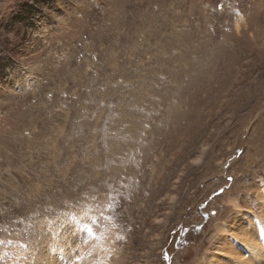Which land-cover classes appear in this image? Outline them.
<instances>
[{
	"label": "rangeland",
	"instance_id": "obj_1",
	"mask_svg": "<svg viewBox=\"0 0 264 264\" xmlns=\"http://www.w3.org/2000/svg\"><path fill=\"white\" fill-rule=\"evenodd\" d=\"M262 212L264 0H0V264H199Z\"/></svg>",
	"mask_w": 264,
	"mask_h": 264
},
{
	"label": "bare ground",
	"instance_id": "obj_2",
	"mask_svg": "<svg viewBox=\"0 0 264 264\" xmlns=\"http://www.w3.org/2000/svg\"><path fill=\"white\" fill-rule=\"evenodd\" d=\"M227 203L232 208H235V210H238V213L241 211L242 207H241L240 203L236 202L232 197H230L227 200ZM238 213L235 214L234 216H232V217H235L236 221L239 219L238 216H237ZM258 219L256 221H254V222H252L251 220L237 221L238 223H240L239 225H235V223H232L235 220L234 221L229 220L228 224H226V223L224 224V222L221 221V220L216 222L214 224V231L216 233L211 234L209 236V239H210V242H211V249H208L205 253L201 254L199 256V258H197V261L199 262V264H264V226L258 221ZM57 222H54V224H58L59 223V222L58 223ZM69 223L72 226L71 232L72 231L75 232V231H79V230H84L85 229V226L83 224L79 225L78 219L75 220V222H74V220L73 221H69ZM54 226H55L54 229H52L50 231V233H49L50 236L52 235L51 238L53 239L52 240V243H53L52 246H53V248L54 247L55 248H61L63 246L62 243H64V242L61 243L62 239L58 238L56 236V234L54 233V232H56V228H58V225L57 226L54 225ZM228 226H230V228L235 229V231H233V229H232V231H230L231 229ZM77 227H78V230H77ZM38 228H39V226H38ZM47 231H49V230H47ZM71 232H70V234H71ZM53 233L55 235H53ZM227 234H231L232 235V239H229L226 236ZM67 235H69V234H67ZM85 235H87V234H85ZM86 237H87V240L90 238L88 235ZM78 238H80V240H79V243H80V241H82V238L80 236H78ZM109 240H111V239H109ZM76 244H74V245H76ZM29 247H30V244H29ZM17 248H23V250L19 253V251L18 252L15 251V249H17ZM112 248H109V249L112 250ZM15 249L12 251V254L18 255V256L14 257L12 259V260L15 261V263L13 262L14 264H66L65 260L69 259L67 253L65 252L66 254H64L63 251L62 252L60 251V249H59V252H57V255H55V256L46 254V257L48 255L47 258L46 257L44 258L42 256L41 257H37L35 248H29L28 250H25L24 247H16ZM92 249H94V248L92 247ZM113 249L115 250V248H113ZM87 251H88V249H87ZM87 251L84 249L85 253H87ZM90 251H89V253H90ZM99 252H100V250H99ZM82 253H83V250H82L81 253H79V256L82 257V255H83ZM92 253H93V251H92ZM118 253H120L119 249L116 250V253H115L116 258L118 256ZM98 254L100 255L101 252L98 253ZM223 254L230 255V258L225 259L227 261L222 260L221 256ZM33 257H35V259H32ZM77 258H78V255H76L75 257H72V260H70V261L77 260ZM100 258H101V255H100ZM76 262H78V260ZM100 262H101V260H100ZM111 263H109V264H111ZM68 264H78V263H68ZM80 264H82V263H80Z\"/></svg>",
	"mask_w": 264,
	"mask_h": 264
}]
</instances>
